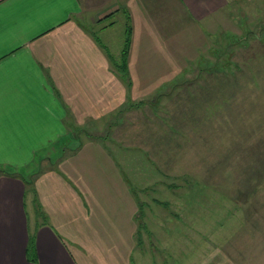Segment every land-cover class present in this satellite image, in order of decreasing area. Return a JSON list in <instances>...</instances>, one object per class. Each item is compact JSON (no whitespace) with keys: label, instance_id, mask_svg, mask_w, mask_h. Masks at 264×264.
<instances>
[{"label":"crops","instance_id":"0c3cea01","mask_svg":"<svg viewBox=\"0 0 264 264\" xmlns=\"http://www.w3.org/2000/svg\"><path fill=\"white\" fill-rule=\"evenodd\" d=\"M126 1L127 75L91 28L119 6L87 24L82 0H0V264H156L139 236L146 228L138 223V200L113 153L102 140L69 149L68 141L146 98L154 81L158 87L181 76L211 48L201 22L207 12L250 0ZM189 27L191 49L174 38ZM35 160L45 168L31 179L19 174ZM183 209L179 228L172 213L156 214L146 230L154 240L149 249L159 242L171 264H264L263 213L236 205L227 220L196 212L194 222ZM203 221H222L227 231ZM190 232L209 234L207 248L190 253Z\"/></svg>","mask_w":264,"mask_h":264},{"label":"rangeland","instance_id":"374dc122","mask_svg":"<svg viewBox=\"0 0 264 264\" xmlns=\"http://www.w3.org/2000/svg\"><path fill=\"white\" fill-rule=\"evenodd\" d=\"M82 2L87 24L119 6L91 28L114 62L120 61L131 27L127 1ZM174 6V14L182 20L184 13ZM207 14L206 21L201 22L210 32L209 51L172 82L156 87L154 81L147 88L146 98L128 102L106 121L86 126L85 134L78 133L76 140L66 145L68 149L79 147L94 138L110 149L138 200V223L142 230L146 228L139 236L156 264L172 261L159 242L157 248L149 249L154 240L146 230L155 226L156 214L172 213L171 225L178 228L184 204L183 210L193 213L194 222L196 212L214 211L216 216L212 217L220 213L221 219L227 220L236 205L248 214H264V0L223 5ZM195 24L201 25L198 21ZM191 30L189 27L174 36L190 49L193 44L184 37L188 38ZM61 152L68 154L64 148ZM36 160L19 174L31 179L36 170L45 168ZM204 223L209 230L219 225L223 228L222 221L214 227L212 221ZM223 230L226 232L227 227ZM195 234L189 233L190 253L209 245V234ZM192 242H197L194 248ZM229 243L226 250L231 248Z\"/></svg>","mask_w":264,"mask_h":264},{"label":"trees","instance_id":"16d2710c","mask_svg":"<svg viewBox=\"0 0 264 264\" xmlns=\"http://www.w3.org/2000/svg\"><path fill=\"white\" fill-rule=\"evenodd\" d=\"M131 34H132V29L131 27H128L125 48L122 51L120 61L115 62V66L117 70L120 73L126 74V75L128 74V56H129V51L131 47V39H132ZM33 249H34V242L31 241L30 247H29L30 255L32 254ZM32 260L36 261L35 259H32Z\"/></svg>","mask_w":264,"mask_h":264}]
</instances>
